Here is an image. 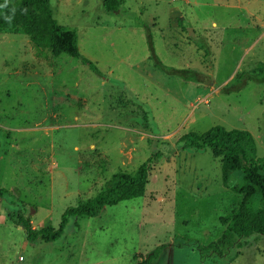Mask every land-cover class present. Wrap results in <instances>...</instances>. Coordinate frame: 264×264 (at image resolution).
I'll list each match as a JSON object with an SVG mask.
<instances>
[{
    "label": "rangeland",
    "instance_id": "1",
    "mask_svg": "<svg viewBox=\"0 0 264 264\" xmlns=\"http://www.w3.org/2000/svg\"><path fill=\"white\" fill-rule=\"evenodd\" d=\"M51 6L100 74L0 30V188L15 189L0 198V264H145L161 245L153 264H264V235L202 253L242 197L224 187L210 149L175 146L220 125L251 132L264 158V80L233 82L264 63V0H122L119 13L103 0ZM152 46L165 68L209 84L165 74ZM157 153L144 197L71 219L55 243H29L20 214L36 229H57L68 208ZM243 184L235 173L232 185Z\"/></svg>",
    "mask_w": 264,
    "mask_h": 264
},
{
    "label": "trees",
    "instance_id": "2",
    "mask_svg": "<svg viewBox=\"0 0 264 264\" xmlns=\"http://www.w3.org/2000/svg\"><path fill=\"white\" fill-rule=\"evenodd\" d=\"M121 6L122 0H103V7L109 13H119ZM0 30L24 33L36 48L49 50L56 57L65 54L80 59L84 65L100 74L97 67L82 56L77 33L60 25L54 17L51 0H0ZM151 51L154 65L165 74H175L186 81L209 84L206 81L208 77H203L195 71L174 68L168 70L157 58L153 46ZM261 80H264V63H259L250 71L239 72L233 82L236 83L234 86H244L248 82ZM175 146L183 151L201 152L210 149L214 158L221 162L224 187L242 197L238 207L231 214L221 217L220 221L225 228L222 236L208 246H199L202 253L222 254V251L233 248L237 241L243 238L264 235V158L257 156L256 140L252 133L240 129L229 130L219 125L202 134L186 133L177 140ZM159 160L160 155L153 154L134 175L125 172L114 174L99 196L85 204L68 208L62 215L57 229L52 226L36 229L26 214L18 216V224L24 229L29 243H55L64 236L71 219L96 218L106 207L144 197L151 170ZM235 173L241 175L244 182L242 186L232 185ZM14 193L15 189L0 188V198L13 196ZM256 200L259 201V209L254 208ZM167 246L155 248L145 264H153Z\"/></svg>",
    "mask_w": 264,
    "mask_h": 264
},
{
    "label": "clouds",
    "instance_id": "3",
    "mask_svg": "<svg viewBox=\"0 0 264 264\" xmlns=\"http://www.w3.org/2000/svg\"><path fill=\"white\" fill-rule=\"evenodd\" d=\"M6 19H9L10 20L11 18L10 17H6Z\"/></svg>",
    "mask_w": 264,
    "mask_h": 264
}]
</instances>
